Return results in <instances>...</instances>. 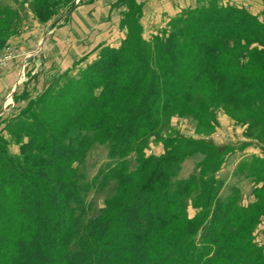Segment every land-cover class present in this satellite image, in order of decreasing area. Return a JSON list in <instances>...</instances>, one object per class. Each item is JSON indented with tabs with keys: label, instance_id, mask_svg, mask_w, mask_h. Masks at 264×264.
I'll list each match as a JSON object with an SVG mask.
<instances>
[{
	"label": "trees",
	"instance_id": "16d2710c",
	"mask_svg": "<svg viewBox=\"0 0 264 264\" xmlns=\"http://www.w3.org/2000/svg\"><path fill=\"white\" fill-rule=\"evenodd\" d=\"M59 1L43 0L38 18L44 21L47 4ZM122 1L129 14L139 13L133 0ZM202 2L151 42L138 17L125 18L129 32L120 47L101 48L86 69L64 73L10 119L4 131L21 156L10 154L0 135V264H264L254 235L264 216L263 162L243 163L241 175L263 184L257 201L244 207L237 188L221 197L215 157L200 175L179 181L173 178L186 154L168 147L162 157L144 158L168 119L199 98L193 91L201 83L213 97L226 88L223 95L264 124V22L220 0ZM18 15L0 5V25L21 22ZM97 144H107L110 161L84 184L80 165ZM113 181L117 196L89 216L87 192ZM193 193L199 212L189 218L186 198Z\"/></svg>",
	"mask_w": 264,
	"mask_h": 264
},
{
	"label": "rangeland",
	"instance_id": "374dc122",
	"mask_svg": "<svg viewBox=\"0 0 264 264\" xmlns=\"http://www.w3.org/2000/svg\"><path fill=\"white\" fill-rule=\"evenodd\" d=\"M199 1L133 0L139 12L135 16L129 14L130 4L122 0H61L53 5L47 4L44 10L46 18L41 21L37 13L39 14L45 5L43 0H0V5L17 11L19 13L17 17L21 19V22L14 20L13 23L17 24L12 26L6 23L0 25V80L4 77L1 75L2 72L8 73L9 63L15 62L12 65L15 67V76L12 80L17 79L19 84L13 94L11 86L0 99L2 103L0 109L3 110L0 112V135L9 142L10 154L21 156L20 144L12 140L8 130L4 131L10 119L25 109L32 100L39 99L51 84L58 83L64 73L71 72L70 76H77L86 69L98 59L101 48L120 47L129 32L124 25L125 18L132 19L130 21L133 23V18L138 17V24L143 30V39L151 42L154 36L168 29L173 19L198 6ZM207 2L208 0H204L202 3ZM220 2L226 6L244 8L264 22V0H220ZM73 4L75 6L70 10ZM54 23L57 24L53 27ZM78 24L83 25L85 30L82 32L84 37L77 40L76 46L79 48L82 45L87 46L89 39L93 40L92 43H101L92 52L83 54L80 60L74 62L75 52L80 53L81 50L66 52V46H63L61 50L71 59L68 60L52 47L54 43L59 44L61 40L63 41L65 28L71 30ZM52 49H54L52 58L54 63L47 58ZM62 57L68 60L65 63L69 64L67 68L71 66L64 71H60L64 65V62L59 64ZM223 89L217 97H213L205 84L196 85L194 95L196 99L201 97L202 100L198 98L185 107L184 111L172 115L161 131L160 137H152L149 140L144 150V158L153 160L162 157L168 147L175 152L186 154L187 157L181 164L178 175L173 178V181H179L189 179L193 174L200 175L201 169L215 157L220 162L216 177L223 184L221 197L226 199L231 189L237 188L240 190L241 206L247 207L257 201L256 194L259 190L256 189H261L263 184L257 183L252 177L241 175L240 171L246 162L253 158L264 163V124L257 122L258 116L254 117V120L250 119L247 108L242 103L234 101L231 96L223 95L226 88ZM19 101H26V104L17 106ZM136 159V155L130 157V171L138 168ZM109 161L107 144L95 145L80 165L84 174V184H91ZM211 170L208 169L210 174ZM144 174L143 171L138 172L135 179L141 180ZM114 187V181L105 189L92 185L86 194L87 203L93 205L92 214L89 216L104 208L107 201L117 196ZM193 197L194 193L186 198L189 218L195 217L199 212V209L192 205ZM121 227L119 222H115L112 225V233L119 236ZM254 235L255 243L264 250V216ZM5 245V243L0 245L1 258L6 252Z\"/></svg>",
	"mask_w": 264,
	"mask_h": 264
},
{
	"label": "crops",
	"instance_id": "0c3cea01",
	"mask_svg": "<svg viewBox=\"0 0 264 264\" xmlns=\"http://www.w3.org/2000/svg\"><path fill=\"white\" fill-rule=\"evenodd\" d=\"M264 6V5H263ZM263 9H264V7H263ZM252 12V11H251ZM76 25H77V23H76ZM73 26H75V25H73ZM83 30H85V28L83 27V25H81V24H78V26H76L75 28L74 27H72V29L70 30V28H65L64 29V34H63V37H64V39H63V41L61 40L60 41V43L59 44H56V43H54V46L52 47V48H54L55 47V49H57L58 50V52H59V54H61V55H63V56H66V58L68 59V60H71V59H69V56L68 55H66V53L64 52V51H62L61 50V48L63 47V46H66V52L68 51H70V50H81V52L79 53V52H75V55L76 56H74V62H76V61H78V60H80V57L83 55V54H87V53H90V52H92L94 49H95V47L96 46H98V44L100 45V43L99 42H96V43H92L93 42V40H91L90 41V39L87 41L88 43H87V46H83L82 45V47L81 48H79L78 46H76V42H77V40H80L81 39V37H84L83 36V34H82V32H83ZM58 36L60 37V34H58ZM61 38V37H60ZM75 42V43H74ZM104 42V41H103ZM74 43V44H73ZM63 44V45H62ZM79 44V43H78ZM60 46V47H59ZM73 48V49H72ZM84 48H86V49H84ZM82 49H84V51L82 52ZM80 54V55H79ZM54 57V49H52L51 51H50V53H49V55L47 56V58L49 59V61H52L51 63H54L55 61H53L52 60V58ZM62 59H63V57H62ZM60 60L61 62H59V64L61 63L62 64V62H64V65L61 67V70L60 71H64L65 69H68L69 67H71V66H69L68 68H67V66L69 65V64H65V63H67L68 62V60L67 59H63V60ZM56 61H57V59H55ZM72 61V62H73ZM73 62V63H74ZM15 62H12V63H9V67H8V69H9V71H8V73H5V72H2V74L1 75H4V77H2V79L0 80V99L1 98H3L4 96H5V94L8 92V90L11 88V86H12V88H11V90H12V94L15 92V90H17L18 89V86H19V84H18V82H17V79L15 80V81H13L12 79H13V76H15L14 74V71H15V67L14 66H12L13 64H14ZM57 63V62H56ZM72 63V64H73ZM64 67V68H63ZM15 85V86H14ZM13 86H14V88H13ZM42 87H43V85H42ZM12 100V99H11ZM9 103H11L10 101H9ZM2 103L0 102V105H1ZM26 104V101H19V102H17V106H21V105H25ZM1 110V109H0ZM0 112H3V110H1Z\"/></svg>",
	"mask_w": 264,
	"mask_h": 264
}]
</instances>
